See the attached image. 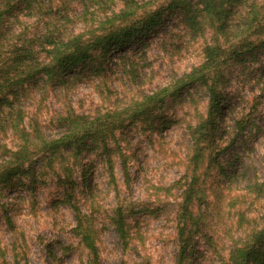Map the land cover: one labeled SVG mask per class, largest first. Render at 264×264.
<instances>
[{"label":"trees","instance_id":"obj_1","mask_svg":"<svg viewBox=\"0 0 264 264\" xmlns=\"http://www.w3.org/2000/svg\"><path fill=\"white\" fill-rule=\"evenodd\" d=\"M52 1L0 0V198L5 188L17 187L20 174L35 170V179L41 172L36 167L39 161L46 166L60 157V167L66 169L63 155L79 159L92 147L102 148L109 162L117 153L128 178L129 156L119 144L110 145L126 119H143L162 109L168 100L180 98L186 91L188 99L194 98L201 90L204 111H197L196 122L188 127L191 145L187 174L172 186L161 187L181 190L176 211V264H191L199 237L218 253L221 264H264V211L257 207L264 201V179L239 177L235 170L227 172L225 157L235 138L227 139L228 127L222 119L223 108L234 101L235 81L248 80L252 72L248 70H253L251 59L257 61L256 57L264 54V0H123L119 11L113 10L104 18L91 10L99 1L65 0L70 5L77 1L82 8V31L60 28L57 18L63 14L59 11L54 12L56 19L43 32L27 37L18 30L23 12L50 13L54 11ZM178 9L190 33L212 35L210 29L214 33L212 41L203 47L200 64L101 116L74 109L69 98L72 85L84 76L106 72L107 59L94 63L98 56L105 58L130 42H138L168 11L173 14ZM194 88L197 90L192 92ZM51 91L61 101V111L54 118L60 129L57 134L47 130L49 125L44 119V103ZM248 120V114H244L234 124L243 131ZM110 173L115 181L112 164ZM131 207V203L119 201L114 211V223L124 246L133 240L128 221ZM7 220L14 225L9 215ZM93 231L90 220L79 215L75 232L88 250V264H101ZM216 231L226 241L222 248L216 241Z\"/></svg>","mask_w":264,"mask_h":264},{"label":"rangeland","instance_id":"obj_2","mask_svg":"<svg viewBox=\"0 0 264 264\" xmlns=\"http://www.w3.org/2000/svg\"><path fill=\"white\" fill-rule=\"evenodd\" d=\"M97 1L99 3H94L91 10L101 18L111 15L113 10L119 11L123 5V0ZM77 3L70 5L65 0H53L54 11L50 13L25 11L17 23L18 30L27 37L43 32L46 25L56 19L54 12L59 11L63 14L57 18L60 28L80 32L84 29L81 15L85 14ZM183 16L179 9L173 14L168 11L163 20L138 42H130L124 49L105 58L98 56L94 63L98 64V59H107L106 72L84 76L72 85L69 98L74 109L101 116L140 99L200 64L203 47L212 41L214 33L212 29V35L190 33ZM262 53L261 57H256L257 61H247H251L253 70L249 68L252 72L248 73V80L238 78L235 81L234 101L228 108H223L222 119L228 127L227 139L235 138L225 157L227 172L231 174L235 170L239 177L258 176L263 180ZM188 94L186 91L180 98L168 100L162 109L148 117L126 119L110 145L119 144L129 156L128 178L118 154H114L113 161L109 162L99 147L90 148L79 159L72 154L63 155L66 169L60 167L62 158L57 157L54 163L46 166L39 161L36 167L41 172L35 179L32 177L35 170L20 174L16 178L21 179L17 187L5 188L0 198V264H88V250L75 232L79 215L87 217L94 228L101 264H176V211L181 190L161 187H170L187 174L191 145L188 127L196 122V112L204 111L201 90L194 98L188 99ZM44 109V119L49 125L47 130L57 134L60 129L54 118L61 111V101L52 91ZM244 114H248L250 120L244 130L239 131L235 119ZM110 164L114 167L115 181L111 177ZM70 170L71 175H68ZM22 181L32 185L25 187ZM119 201L132 204L128 221L133 240L128 246H124L114 223V211ZM257 207L264 211V201ZM7 215L14 225H10ZM215 233L218 246L222 248L226 241L222 234ZM190 263L221 264V261L218 253L199 237Z\"/></svg>","mask_w":264,"mask_h":264}]
</instances>
